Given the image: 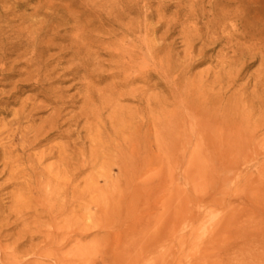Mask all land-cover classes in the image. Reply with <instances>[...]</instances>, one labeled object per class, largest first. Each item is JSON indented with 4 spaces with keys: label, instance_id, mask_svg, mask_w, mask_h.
Segmentation results:
<instances>
[{
    "label": "rangeland",
    "instance_id": "374dc122",
    "mask_svg": "<svg viewBox=\"0 0 264 264\" xmlns=\"http://www.w3.org/2000/svg\"><path fill=\"white\" fill-rule=\"evenodd\" d=\"M35 1L41 16L46 6L67 3V0ZM88 1L101 7L107 16L113 9L110 19L117 21L113 28L135 33L128 41L104 37L98 59L101 66L96 67L101 78L98 88L104 91L95 93L86 108L87 113L95 112L98 117L90 120V131L82 122L75 133H62L66 139L57 138L58 133L51 137V144L69 146L64 155L66 162L45 158L37 165L42 152L50 146L46 142L36 143L24 154L17 153L25 158L17 164L4 159L0 151V214L6 217L9 211L25 206L35 211L43 192L29 189L28 184L50 183L46 189V195H50L54 184L68 183L69 197L82 198L84 205V208H75L72 223L75 228L83 226L89 232L87 236H75L63 248L47 249L43 229L31 230L38 238L33 245L38 246L41 253L52 256L39 257L40 264H264V0ZM33 6V0H29L21 9L25 17L29 18ZM57 10L58 16L65 14L63 6ZM215 15L225 17L226 31L233 37L227 47L220 39L219 28L207 29V22ZM145 23L150 27L152 46L164 51L161 57L169 53L172 67L183 72L181 90H190L194 95L210 93V89L214 93L229 90L228 95L240 91V108L246 111V124L254 125L253 133H249L254 138L248 148L251 163L246 171L247 180L229 179L226 188L218 186L217 192H211L207 161L202 164L204 173L197 186L201 226L196 231L183 225L184 196L190 200L194 193L183 184L181 133H162L155 128L173 115L168 99L170 88L164 82L159 84L158 74L153 71L147 92L143 83L135 82L119 89L123 98L117 107L113 105L115 98L107 103L110 84L121 80V77L112 78L116 74L117 54L120 50L118 55L142 47ZM193 28L200 34H195ZM139 72L136 68L130 77H136ZM55 86L67 99L76 95L73 109L64 112L63 120L78 114L82 106L77 96L80 83L65 76ZM2 89L8 90V87H0V91ZM31 96L33 93L26 91L16 97L24 100ZM10 108L16 110L18 106ZM47 114L39 117L45 118ZM146 122L152 129L148 137L149 161L134 167L133 181L128 185L127 172L119 163V151L127 143L140 139L143 133L136 132L141 131ZM66 129L68 126L61 131ZM16 135L13 141L3 140L5 135L1 137L0 149L19 148L20 135ZM27 156L31 160L27 161ZM15 181L23 184V190L17 192L11 187ZM218 198L231 202V207L212 208V201ZM97 208L101 209L102 219ZM207 209L213 211L208 214ZM98 218L103 222L99 242L91 235ZM13 222V218L7 220L4 237L16 233L12 229ZM115 231L116 237L110 234ZM11 243L8 238L1 240L3 247ZM58 258L65 261L55 263Z\"/></svg>",
    "mask_w": 264,
    "mask_h": 264
},
{
    "label": "bare ground",
    "instance_id": "6f19581e",
    "mask_svg": "<svg viewBox=\"0 0 264 264\" xmlns=\"http://www.w3.org/2000/svg\"><path fill=\"white\" fill-rule=\"evenodd\" d=\"M28 1L0 0V87H8V90L0 91V138L5 135L3 140L13 141L17 137L16 133L20 135L19 148L9 147L0 151L5 156L4 159L17 164L25 159L17 156V153L24 154L33 149L36 143L46 142L50 146L42 152L36 164L39 165L45 158H57L63 163L66 162L64 155L69 146L58 143L53 145L51 137L58 133L57 138L66 139V135L62 133H75L82 122L86 124L85 129L90 131V120L98 117L95 112L87 113L86 108L95 93L104 91L98 88L101 78L96 69L101 66L98 59L103 51L104 37L113 40L120 37L122 41H128L135 31L113 28L117 25V21L110 19L113 9H110L108 18L101 7L88 0H67L65 5L60 3L58 7L53 4L46 6L44 9L50 13L43 12L42 16L39 6L33 0L34 6L27 18L21 9ZM61 6L65 14L58 16L57 8ZM224 20V16L215 15L206 25L209 31L219 28L222 36L220 39L227 47L233 37L226 31ZM193 29L195 34H200L198 29ZM142 31V47L123 51L118 55L120 50L117 54L116 74L112 78L116 80L121 77V80L110 84L112 88L107 103H112L115 98L113 105L117 107L123 98L119 89L135 82L143 83L147 92L153 71L158 74L159 84L164 82L170 88L168 99L173 106V115L160 121L155 128L162 133H181L183 184L191 187L194 193V198L190 200L184 196L183 225L192 231L201 226V214L197 211L201 203L197 186L204 173L205 166L202 164L207 161V179L211 192H217L218 186L226 188L225 184L229 179L247 180L246 171L251 163L248 148L254 138L249 133H253L254 125L246 124L248 118L246 111L240 108V91L228 95L229 90L220 89L214 93L210 89V93L205 91L194 95L190 90H181L179 84L183 72L172 67L169 53L165 54L166 57H161L164 51L152 46L149 41V25L145 23ZM53 51L57 52L51 54ZM136 68L140 72L136 77H130ZM65 76L80 83L77 96L80 97L82 106L78 114L63 120L64 112L68 108L73 109V100L76 98L74 95L67 99L62 90L55 86ZM12 79L15 82H11ZM26 91L33 93V96L18 100L16 96ZM14 106L18 108H10ZM44 113H48L45 118L39 117ZM9 117L11 119L7 121ZM66 126L68 129L61 131ZM151 131V124L146 122L142 130L136 132L143 133L140 139H134L119 151V163L127 172L128 185L133 181L134 167L138 163L146 164L149 161L148 137ZM26 160H31V157L27 156ZM30 172L33 173V170ZM22 185L15 181L11 187L19 192L23 190ZM50 186V183L43 181L28 184L29 189L43 192L35 211L32 212L30 207L25 206L9 211L6 217L0 214V264H40L39 257H52L41 253V249L33 245V241L38 239L30 233L33 229H43L47 249L53 246L63 248L77 235L87 236L85 234L89 230L83 226L75 228L71 220L75 208H84L83 199L69 197L68 183L54 184V191L46 195V189ZM112 196L115 200L116 197ZM220 199L212 201V208L231 207V202ZM212 211L207 209L208 214ZM97 214L102 219L100 208H97ZM10 218L14 219L11 225L16 233L4 237L3 227H7L6 223ZM100 218L96 220L91 234L98 242L103 234V222ZM110 234L116 237L117 231ZM6 238L12 240V243L3 247L1 240ZM64 261L65 259L58 258L55 263Z\"/></svg>",
    "mask_w": 264,
    "mask_h": 264
}]
</instances>
